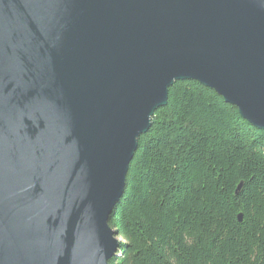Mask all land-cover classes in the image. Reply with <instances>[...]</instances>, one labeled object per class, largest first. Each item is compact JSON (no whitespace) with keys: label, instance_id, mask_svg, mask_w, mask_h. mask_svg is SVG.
<instances>
[{"label":"water","instance_id":"1","mask_svg":"<svg viewBox=\"0 0 264 264\" xmlns=\"http://www.w3.org/2000/svg\"><path fill=\"white\" fill-rule=\"evenodd\" d=\"M180 81L264 131V0H0V264H110L138 141Z\"/></svg>","mask_w":264,"mask_h":264},{"label":"trees","instance_id":"2","mask_svg":"<svg viewBox=\"0 0 264 264\" xmlns=\"http://www.w3.org/2000/svg\"><path fill=\"white\" fill-rule=\"evenodd\" d=\"M109 225L110 264H264V131L215 91L176 82Z\"/></svg>","mask_w":264,"mask_h":264},{"label":"rangeland","instance_id":"3","mask_svg":"<svg viewBox=\"0 0 264 264\" xmlns=\"http://www.w3.org/2000/svg\"><path fill=\"white\" fill-rule=\"evenodd\" d=\"M119 241H120V239H119Z\"/></svg>","mask_w":264,"mask_h":264}]
</instances>
